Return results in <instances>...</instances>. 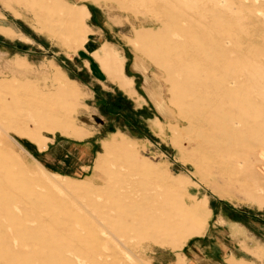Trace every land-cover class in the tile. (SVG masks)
Returning a JSON list of instances; mask_svg holds the SVG:
<instances>
[{
  "label": "rangeland",
  "instance_id": "obj_1",
  "mask_svg": "<svg viewBox=\"0 0 264 264\" xmlns=\"http://www.w3.org/2000/svg\"><path fill=\"white\" fill-rule=\"evenodd\" d=\"M179 111L223 123L214 156ZM220 205L264 264V0H0V264L216 260Z\"/></svg>",
  "mask_w": 264,
  "mask_h": 264
},
{
  "label": "crops",
  "instance_id": "obj_2",
  "mask_svg": "<svg viewBox=\"0 0 264 264\" xmlns=\"http://www.w3.org/2000/svg\"><path fill=\"white\" fill-rule=\"evenodd\" d=\"M93 49L94 48L90 47V46L89 47H85V52L89 53ZM28 51L31 52L32 50L28 49ZM87 72H89L91 74L93 71L88 68ZM75 146H76V144H75ZM76 148L79 149V151H81V153L83 154V157H81L82 160L88 158V156L90 154V150H91L90 146L83 147L82 145H77ZM54 151L55 150H53V152ZM49 153L52 154L51 152H49ZM46 154H47V151L44 153V155L46 156ZM60 155L61 156H58L56 158L59 163L61 162L62 159L68 158V155H66V154L63 155L61 153ZM56 159L53 158V160H56ZM65 160H67V159H65ZM82 163H85L84 164V167H85V166H87L86 163H88V162H85V160H84ZM217 208H218V211L221 213V216L223 217V219L226 220V218H228V223L237 225V239L234 238L233 239L234 241H231V242L227 243V245H224L223 248L224 249L227 248L228 251L224 252V255L221 254L219 256V259L215 260L214 259L215 257L213 255H211V256H208L206 254H202L201 256H197L196 255V256H193V257L194 258L199 257V258L194 260L195 264H232V262L230 261L232 258H234L236 260H241L243 258V257L239 256L238 251L240 252L242 250V245H241L242 242H243V240H242L243 239L242 238V232L249 231V227H251L250 220H249V217H250L249 215L251 213L248 212L245 209H237V221H235V220H232L231 218H229V216H227V214L230 213V212L232 213V215L234 214L233 209H228V207H224L223 205H220ZM245 214L247 215L246 217L243 216ZM256 216L258 217V219H255L257 221H254V223L256 225H258L259 227L264 228V214H261V217L259 215H256ZM234 228L235 227H230V230H229L230 234H228V235L231 236L232 231H233ZM165 254H167V253H165ZM165 254L164 253H159L158 256L154 257V260H156L158 264H164V262H166V261L170 262L171 261V256H169L168 254L167 255H165Z\"/></svg>",
  "mask_w": 264,
  "mask_h": 264
},
{
  "label": "bare ground",
  "instance_id": "obj_3",
  "mask_svg": "<svg viewBox=\"0 0 264 264\" xmlns=\"http://www.w3.org/2000/svg\"><path fill=\"white\" fill-rule=\"evenodd\" d=\"M119 84L129 96H133L134 89L132 84L125 81H122ZM177 114L179 116L177 121L179 122L180 127H183V129L179 132V137H181L187 144H194V148L192 149L193 157L191 156V161H194L193 163L195 164H199L203 160L214 156L216 149L220 148V144H222L221 142H217L216 139H223V132L221 131L223 128L221 125L223 123L220 124V122H212L210 120L203 119L198 122L197 128L191 122L190 124L187 123L189 121L187 116L188 114L182 111H179ZM209 137H212L215 141H213V139H209ZM222 146L223 145H221V147Z\"/></svg>",
  "mask_w": 264,
  "mask_h": 264
}]
</instances>
